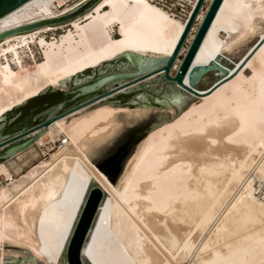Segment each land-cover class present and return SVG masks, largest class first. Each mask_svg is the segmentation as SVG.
<instances>
[{
  "label": "bare ground",
  "instance_id": "bare-ground-1",
  "mask_svg": "<svg viewBox=\"0 0 264 264\" xmlns=\"http://www.w3.org/2000/svg\"><path fill=\"white\" fill-rule=\"evenodd\" d=\"M68 1L30 0L0 19V34L57 18L88 0L61 9ZM196 2L182 20L155 0H100L66 25L68 34H80L84 48L56 68L43 60L25 69L18 51L33 43L39 49L52 46L44 34L64 25L1 40L0 117L52 84L126 51L171 55ZM118 5L139 11L123 25ZM204 15L199 13L196 21ZM256 35L239 62L222 67L223 59ZM263 39L264 0H223L192 66L218 61L227 73L208 90L194 89L203 95L226 75L229 78ZM8 57L18 62L16 71ZM181 60L177 57L171 76ZM184 84L189 86L187 76ZM178 88L198 101L152 126L126 160L116 184L94 159L147 109L104 102L82 107L54 121L35 141L40 144L46 132L53 141L66 137V145L17 181L2 167L0 176L10 184L0 187V264L17 259V249L29 259L57 264L39 252L38 221L45 208L59 200L75 162L111 199L109 230L135 264H264V41L232 78L204 97Z\"/></svg>",
  "mask_w": 264,
  "mask_h": 264
},
{
  "label": "water",
  "instance_id": "water-1",
  "mask_svg": "<svg viewBox=\"0 0 264 264\" xmlns=\"http://www.w3.org/2000/svg\"><path fill=\"white\" fill-rule=\"evenodd\" d=\"M30 0H0V19ZM100 0H88L57 18L43 20L0 34V41L13 35L30 34L46 26L65 25L88 13ZM223 0H210L174 76L171 68L186 42L205 0H197L174 51L169 56L149 57L126 51L52 84L0 117V163L30 148L50 124L95 102L176 110L195 98L179 90L204 97L194 89L201 78L227 70L218 61L192 66L193 60ZM188 77L189 86L184 84ZM226 79V80H225ZM150 127L144 136L151 129ZM111 199L99 184L75 162L58 201L45 208L38 221L39 252L57 264H135L109 230ZM4 264H42L35 259Z\"/></svg>",
  "mask_w": 264,
  "mask_h": 264
},
{
  "label": "rangeland",
  "instance_id": "rangeland-1",
  "mask_svg": "<svg viewBox=\"0 0 264 264\" xmlns=\"http://www.w3.org/2000/svg\"><path fill=\"white\" fill-rule=\"evenodd\" d=\"M80 0H69L66 2L61 9L66 6L72 7ZM191 2L193 0H155V4L159 7L163 8L168 13L174 15L179 19H184L191 9ZM210 3V0H205L202 8L199 13L206 12V9ZM116 13L118 14L119 20L123 25L129 23V21L138 13L139 9L136 7H130L129 9L124 8L123 6L115 7ZM65 24L64 28L57 29L52 32H48L44 34V37L52 42V46L46 49H39L35 43L30 44L28 47L21 49L18 51L19 63L25 69H31L35 63L41 62L43 60H47L49 66L51 68H56L65 64L68 60L72 58H76L83 51V44L80 41V34L74 32V30L68 34L69 27ZM199 25V21H195L193 27L189 35L187 36L186 42L183 46V51H186V48L189 45L190 37L193 36L196 32ZM63 25H58L60 27ZM114 37H118L117 29H114L113 32ZM51 39H54L51 41ZM257 40V35L254 36L251 40L248 41L246 45L236 50L229 58H225L222 60L221 65L225 68L233 67L240 59L244 56L247 50L255 43ZM179 57V60L182 59V55ZM10 65L13 70L18 69V62L11 60L8 57ZM2 63V61H0ZM173 75L175 71L172 72ZM216 72H209L204 75L201 80L196 84L197 89L208 90L210 89L216 82L221 79V76ZM246 75H251L250 71L245 73ZM178 88L177 86H175ZM179 89V88H178ZM181 90V89H179ZM182 91V90H181ZM185 93V92H184ZM198 99L195 98L194 101L182 106L181 109H185V107L191 103L197 102ZM115 106L126 107L130 109H138L143 108L147 109L148 112L144 115V117H140L136 122L129 126H125L120 133H118L113 139L112 143L97 157L94 159V165L104 173L106 177L110 180L112 184H116L117 180L123 170V166L129 156L132 154L135 146L140 142V140L144 137V133L152 126L158 124L162 119L169 118L173 114H177L180 110L176 109H162V108H152V107H143V106H133V105H123V104H114ZM171 111V113H170ZM41 136V143L32 145L30 148L25 150L24 152L15 155L11 158L5 159L0 163V169L2 167H6L9 171L12 179L14 181L19 180L24 173H26L30 168L37 165L42 160H45L49 155L55 153L60 147H57L55 144L56 141L50 139L49 135L45 132ZM10 184L5 178L0 176V187L4 188ZM16 250V249H13ZM19 255H17V259L9 260L18 261V260H26L29 259L28 255L26 256L25 252L17 249L16 250ZM23 252V253H22ZM24 256V257H23ZM42 263V262H41ZM44 264V263H42Z\"/></svg>",
  "mask_w": 264,
  "mask_h": 264
},
{
  "label": "built area",
  "instance_id": "built-area-1",
  "mask_svg": "<svg viewBox=\"0 0 264 264\" xmlns=\"http://www.w3.org/2000/svg\"><path fill=\"white\" fill-rule=\"evenodd\" d=\"M68 139L64 136H61L55 144H57V147L64 146L67 144ZM34 145V144H33Z\"/></svg>",
  "mask_w": 264,
  "mask_h": 264
},
{
  "label": "snow or ice",
  "instance_id": "snow-or-ice-1",
  "mask_svg": "<svg viewBox=\"0 0 264 264\" xmlns=\"http://www.w3.org/2000/svg\"><path fill=\"white\" fill-rule=\"evenodd\" d=\"M247 61H245V63H246Z\"/></svg>",
  "mask_w": 264,
  "mask_h": 264
}]
</instances>
